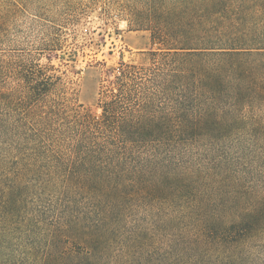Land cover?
Returning a JSON list of instances; mask_svg holds the SVG:
<instances>
[{"label": "trees", "instance_id": "obj_1", "mask_svg": "<svg viewBox=\"0 0 264 264\" xmlns=\"http://www.w3.org/2000/svg\"><path fill=\"white\" fill-rule=\"evenodd\" d=\"M146 23L99 116L53 76L0 89V264H264V0Z\"/></svg>", "mask_w": 264, "mask_h": 264}, {"label": "rangeland", "instance_id": "obj_2", "mask_svg": "<svg viewBox=\"0 0 264 264\" xmlns=\"http://www.w3.org/2000/svg\"><path fill=\"white\" fill-rule=\"evenodd\" d=\"M157 7L158 0H0V89L22 85L29 73L53 76L66 102L99 116L118 72L156 50L150 32L136 29Z\"/></svg>", "mask_w": 264, "mask_h": 264}]
</instances>
